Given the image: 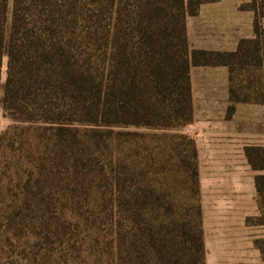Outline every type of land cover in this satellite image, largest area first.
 Wrapping results in <instances>:
<instances>
[{"label": "rangeland", "instance_id": "obj_1", "mask_svg": "<svg viewBox=\"0 0 264 264\" xmlns=\"http://www.w3.org/2000/svg\"><path fill=\"white\" fill-rule=\"evenodd\" d=\"M247 1L202 4L186 18L189 48L213 30L228 35L232 18L252 37L251 12L237 10ZM82 3L74 0L72 9L80 21ZM231 74L235 98L264 102L262 67ZM261 89L263 96L254 94ZM67 127L56 133L49 124L14 122L0 109V264H200L186 240L195 225L204 264H264L257 195L245 215H210L202 207L209 186L188 138L196 149L204 129Z\"/></svg>", "mask_w": 264, "mask_h": 264}, {"label": "trees", "instance_id": "obj_2", "mask_svg": "<svg viewBox=\"0 0 264 264\" xmlns=\"http://www.w3.org/2000/svg\"><path fill=\"white\" fill-rule=\"evenodd\" d=\"M215 1L83 0L80 21L74 0H0L3 115L49 124L56 133L73 122L104 128L191 124L192 66H226L229 83L231 72L247 64L262 67L264 75V0L239 5L252 13L253 35L240 39L234 51L189 48L186 18ZM229 97L238 101L231 84ZM188 142L196 155L192 137ZM245 156L252 170L263 172L253 179L264 207V147L247 146ZM194 205L199 213V201ZM186 240L204 264L201 228L190 227Z\"/></svg>", "mask_w": 264, "mask_h": 264}, {"label": "crops", "instance_id": "obj_3", "mask_svg": "<svg viewBox=\"0 0 264 264\" xmlns=\"http://www.w3.org/2000/svg\"><path fill=\"white\" fill-rule=\"evenodd\" d=\"M250 20L252 31V16ZM227 22L228 35L213 30L204 38L197 37L192 49L234 51L240 39L251 38L250 31H238L239 24L233 18ZM190 83L193 121L189 125L204 129L205 135V142L196 147L203 180L209 186L202 207L210 215H245L256 199L253 170L246 161L245 147H264V102L230 101L226 66H192Z\"/></svg>", "mask_w": 264, "mask_h": 264}]
</instances>
